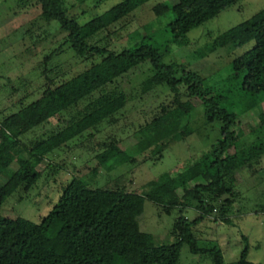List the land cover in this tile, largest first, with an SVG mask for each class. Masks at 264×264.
Masks as SVG:
<instances>
[{"label":"trees","instance_id":"obj_1","mask_svg":"<svg viewBox=\"0 0 264 264\" xmlns=\"http://www.w3.org/2000/svg\"><path fill=\"white\" fill-rule=\"evenodd\" d=\"M86 1L34 0L41 8L42 19L59 22L60 30L67 33L66 43L78 58H96V61L58 82L57 77L51 75L55 72L53 66L49 67L57 51L51 52L42 67L44 80L39 98L27 103V95L17 111L0 121V177H7L6 182L0 184V208L20 188L22 191L33 188L42 176L39 169L42 162L48 159L50 165L54 164L51 173L64 169L63 164L54 161L61 151L67 146L69 150L83 148L84 142L95 137V131L116 123L118 115L134 97L116 83L134 68L146 62L151 64L141 82L142 94L162 87L174 95V100L162 105L151 120L138 128L136 142L127 148H122L116 139L105 141L95 155L96 166L87 162L80 170L81 167L74 165L84 177L73 175L40 222L0 216V264H179L185 244L194 254L209 255L214 264H225L219 241L200 240L194 229L210 216L219 215L216 213L219 210L220 220L231 223L234 203L242 198L237 173L248 168L254 176L260 170L264 153V112L262 126L251 134L255 135L254 139H245L243 130L235 137V130L243 115L264 102V9L212 38L201 50L206 56L254 41L252 48L233 58L231 73L218 90L208 85L197 71L165 62V53L160 46L148 41L151 38L148 35L120 52L110 49L109 45L89 42L150 0H121L86 23L71 14L66 5L64 7L66 2L74 8ZM238 1L176 0L172 6L174 19L169 24L173 41L187 42L181 38L189 31ZM167 9L169 4L164 2L153 7L157 15ZM184 96L204 106L202 127L213 123L220 126V137L203 156L180 171L166 172L149 181L140 193L120 185L91 186L102 168L111 172L137 161L160 159L171 145L199 133L202 127L192 122L177 126L171 123V119L191 103V100L184 102ZM45 124L55 127L29 138ZM147 200L161 206L168 214L179 210L171 232L176 238L174 242L158 243L152 233L141 228L139 218ZM188 209H195L198 215L188 218L185 215ZM243 240L246 246L239 259L230 264H258L248 259V237L243 236Z\"/></svg>","mask_w":264,"mask_h":264},{"label":"rangeland","instance_id":"obj_2","mask_svg":"<svg viewBox=\"0 0 264 264\" xmlns=\"http://www.w3.org/2000/svg\"><path fill=\"white\" fill-rule=\"evenodd\" d=\"M120 1L87 0L83 4H76L74 8L68 6L70 3L66 2L64 7L66 5L71 14L77 15L80 22L86 23ZM161 2L168 3L169 9L157 15L153 7ZM175 3L176 0H150L125 19L99 32L89 42L109 45L110 49L120 52L145 40L146 38L141 37L148 35L151 37L148 41L160 46L165 53V62H175L181 68L197 71L206 78L208 85L219 90L224 79L231 73L233 58L252 48L254 41L236 49L223 48L206 56L201 54V50L212 38L243 23L264 9V0H239L233 3L181 38V41L187 42L173 41L169 31V24L174 19L172 6ZM41 12V8L35 5L34 0H0V121L17 111L20 102L27 95L29 98L27 103L39 98L44 80L41 76L42 67L51 52L57 51L51 58L49 67L53 66L55 72L51 75L57 77L58 82L81 72L96 59L78 58L66 43L67 33L60 30L59 22L42 19ZM150 67V63H143L117 80L116 84L130 97L131 95L134 97L118 115L114 125H103L99 132L95 131V137L84 142L83 148H78L79 150H76L77 148L69 150L67 146L61 151L54 161L63 164L64 169L51 173L50 168H54V164L50 165L48 159L42 162L39 169L43 173L38 182L29 191H22L20 188L9 197L0 208V216L25 217L40 222L58 201L64 185L72 180L73 175L84 177L80 174L81 171H76L77 167L74 165L81 167L80 170L87 162L92 167L96 166L95 155L105 141L111 142L116 139L122 148L136 142L135 132L138 128L151 120L154 112L162 105H169L174 100V95L162 87L146 94L140 92L141 82L149 73ZM57 74L61 76H56ZM230 95L232 96V93ZM183 101L191 103L171 119L172 125L192 122L196 127H202L204 123L202 103L187 96L183 97ZM263 112L264 102L243 115L240 118V126L235 130V137L243 130L246 133L245 139H254L255 135L251 134L262 126ZM53 127H55L53 124H45L34 134L29 135V138L44 134ZM220 135V126L215 123L207 124L199 133L171 145L160 159L155 157L143 163L137 161L129 164V167H119L111 172L107 168H102L91 186L111 188L120 185L125 186L128 191L143 192L149 181L159 178L166 172L180 171L190 162L203 156ZM73 146L75 145L71 144V147ZM23 156L27 157L26 154ZM147 156H150V153ZM259 167L258 174L254 176L248 168L237 173V187L242 198L234 203L235 212L231 215V223L220 220L219 210L216 212L219 215L210 216L194 229L200 240L219 241L225 264L239 259L246 246L243 236L249 240L248 259L264 264V153ZM6 180V175H2L0 184ZM178 192L180 195L183 194L181 189ZM179 215L178 209L168 214L161 206L147 200L139 220L141 228L152 233L158 243H172L176 238L171 232ZM185 215L194 219L198 213L195 209H188ZM179 264H214V260L209 255L194 254L185 244L181 250Z\"/></svg>","mask_w":264,"mask_h":264}]
</instances>
